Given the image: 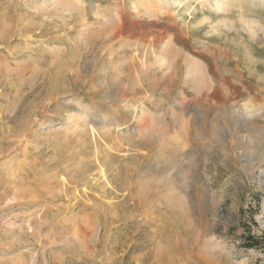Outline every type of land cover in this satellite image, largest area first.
Returning a JSON list of instances; mask_svg holds the SVG:
<instances>
[{"label":"rangeland","instance_id":"374dc122","mask_svg":"<svg viewBox=\"0 0 264 264\" xmlns=\"http://www.w3.org/2000/svg\"><path fill=\"white\" fill-rule=\"evenodd\" d=\"M250 154L264 0H0V264H264Z\"/></svg>","mask_w":264,"mask_h":264},{"label":"bare ground","instance_id":"6f19581e","mask_svg":"<svg viewBox=\"0 0 264 264\" xmlns=\"http://www.w3.org/2000/svg\"><path fill=\"white\" fill-rule=\"evenodd\" d=\"M144 67V66H143ZM201 82V81H200ZM203 83V82H202ZM204 90H202V92H203ZM201 93V92H200ZM206 94V93H205ZM204 97H206V96H204ZM208 97V96H207ZM246 117H248V116H243V117H241L240 118V122L241 121H243V120H245L246 119ZM250 157H251V159H250V162L248 163V165H247V167H248V169H249V171H250V177H253L254 176V174H255V172H256V170L258 169V168H260V167H262L263 166V162H261L259 159H257L253 154H250ZM261 169V168H260ZM253 179V178H252Z\"/></svg>","mask_w":264,"mask_h":264},{"label":"trees","instance_id":"16d2710c","mask_svg":"<svg viewBox=\"0 0 264 264\" xmlns=\"http://www.w3.org/2000/svg\"><path fill=\"white\" fill-rule=\"evenodd\" d=\"M248 247H250V246H248Z\"/></svg>","mask_w":264,"mask_h":264}]
</instances>
